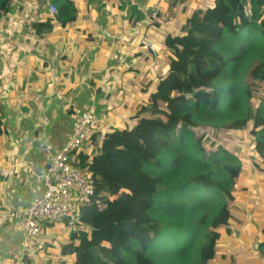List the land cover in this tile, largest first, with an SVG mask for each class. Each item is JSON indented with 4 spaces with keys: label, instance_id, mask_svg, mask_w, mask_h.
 <instances>
[{
    "label": "crops",
    "instance_id": "crops-1",
    "mask_svg": "<svg viewBox=\"0 0 264 264\" xmlns=\"http://www.w3.org/2000/svg\"><path fill=\"white\" fill-rule=\"evenodd\" d=\"M173 1L12 0L0 18V264L74 262L61 249L76 224L47 221L44 246L33 254L20 223L43 193L50 157L70 140L76 115L95 108L93 132L132 126L168 71L169 53L159 50L171 31H182L188 3L215 2L186 0L172 12ZM82 150L92 155L99 145L88 141ZM255 162L242 167L231 218L208 264H264V161Z\"/></svg>",
    "mask_w": 264,
    "mask_h": 264
},
{
    "label": "trees",
    "instance_id": "trees-1",
    "mask_svg": "<svg viewBox=\"0 0 264 264\" xmlns=\"http://www.w3.org/2000/svg\"><path fill=\"white\" fill-rule=\"evenodd\" d=\"M184 1L171 2L172 12ZM248 1L215 0L188 15L181 33L165 38L168 71L151 99L137 107L134 124L93 132L95 154L77 151L74 163L93 173L95 193L81 210L83 223L62 245V255L75 256L72 264H158L165 255L154 247L172 227H192V238L212 227L199 250L200 264L212 260L219 227L228 224L231 211L226 199L213 214L205 208L216 200L215 192L233 200L243 161L221 144L208 151L191 128L239 131L251 123L254 150L264 161V94L253 110L255 85L245 78L257 58L251 78L264 81V9L250 0L249 13ZM11 2L0 0V18ZM3 125L0 113V135ZM193 173L211 188L197 209L183 195Z\"/></svg>",
    "mask_w": 264,
    "mask_h": 264
},
{
    "label": "built area",
    "instance_id": "built-area-1",
    "mask_svg": "<svg viewBox=\"0 0 264 264\" xmlns=\"http://www.w3.org/2000/svg\"><path fill=\"white\" fill-rule=\"evenodd\" d=\"M128 1L134 4L136 0ZM50 12L56 16L58 7L51 4ZM99 122L93 107L77 114L70 140L51 155L49 167L43 174L44 191L26 209L20 223L24 231V245L31 253L35 254L43 248L40 236L47 221L68 219L76 225L83 223L81 210L89 205L94 196L95 180L89 169L76 165L74 160L77 151L82 149L99 127ZM8 173L7 170L2 171L3 176Z\"/></svg>",
    "mask_w": 264,
    "mask_h": 264
},
{
    "label": "rangeland",
    "instance_id": "rangeland-1",
    "mask_svg": "<svg viewBox=\"0 0 264 264\" xmlns=\"http://www.w3.org/2000/svg\"><path fill=\"white\" fill-rule=\"evenodd\" d=\"M249 1H248L247 10L250 13L251 12V2ZM211 5L213 4L205 6V5H202L200 1H192L188 3L187 5L188 9H187L186 15L187 14L189 15L193 11L197 10L198 7L206 9L207 7ZM183 21H184L183 17H180V19L178 20V22L181 24L183 23ZM170 33L179 34L181 33V29L175 30V31L173 30ZM162 50L166 51V53H170L169 48L165 45L164 42L162 43V46L159 52H161ZM257 62H258L257 58L253 59L250 65L247 66L248 68H246L245 70V78L249 80L250 82H253L255 85L254 86L255 90L253 91L254 99L252 100L253 110H255L256 106L258 105L259 97L264 94V81L251 78V70L255 67ZM140 98L142 99V95L140 96ZM150 99L151 98H149V100ZM250 130H251V123H249L248 127L245 130H239V131L230 130L227 128L215 129V128L204 126V125H201L197 128H193V127L191 128V131L194 134V137L197 139L202 138L203 143L205 144L208 151L214 149L215 146L218 144L224 145L233 155L237 156L243 161V165H242L243 167L246 164H250V166H252V163L255 162V160L260 159V157L257 155V153L254 150V138ZM220 169L221 168L218 166L215 167L216 171H219ZM196 177H197V174L193 173L192 175L188 176L185 179L191 183L190 185L191 187L188 186V190L186 192L184 190V193H183L185 197L187 194V198L189 199V201H191V203H189L188 205L193 209H197L198 204L200 203V200H202V198L205 199L209 197L208 192L209 190L211 191V188L209 187V185L206 186L205 183L202 184V182H199L200 180ZM181 184L182 183H180L179 185ZM203 186L205 187V190L203 189L204 188ZM215 194H217L215 197L216 200L209 202V204H207L205 208V211L210 212L211 214H213L214 210L220 205V203L224 199L227 200V203L229 206L232 203V200L226 195H225L226 197L225 198L223 194L220 195L217 192H215ZM56 220H59V219H56ZM171 221H173V218H171ZM76 227L77 225H75V229ZM221 227L222 225L219 228ZM211 229L212 227H209L208 229L203 228L202 232L200 233L201 235L199 236L196 235L194 238H192L193 237L192 227L190 229L186 227L168 228L167 230H165L161 240L154 247L156 248L158 252H161V254L165 255V257L162 256L161 258H159L158 264H200L201 259H200L199 250L201 249L202 245L205 242L207 231ZM191 239H195V240L191 242ZM181 251L186 252V255L181 257L182 259L178 257ZM168 256H171V257H168Z\"/></svg>",
    "mask_w": 264,
    "mask_h": 264
},
{
    "label": "water",
    "instance_id": "water-1",
    "mask_svg": "<svg viewBox=\"0 0 264 264\" xmlns=\"http://www.w3.org/2000/svg\"><path fill=\"white\" fill-rule=\"evenodd\" d=\"M258 8L263 9L264 0H255ZM49 167V165H48Z\"/></svg>",
    "mask_w": 264,
    "mask_h": 264
}]
</instances>
